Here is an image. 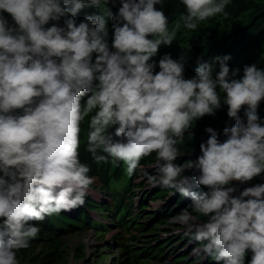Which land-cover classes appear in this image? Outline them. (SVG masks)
I'll return each instance as SVG.
<instances>
[{"label": "clouds", "instance_id": "9594fccd", "mask_svg": "<svg viewBox=\"0 0 264 264\" xmlns=\"http://www.w3.org/2000/svg\"><path fill=\"white\" fill-rule=\"evenodd\" d=\"M107 3L0 0V13L10 14L15 25L0 14V264H19L17 251L29 247L40 231L30 221L83 206L95 178L79 158L80 125L93 110L87 151L97 163L122 161L131 176L141 158L155 152L162 163L148 182L175 188L190 198L193 209L181 210L168 223L194 230L197 242L206 241L202 251L214 254L217 264H245L249 252L247 264H264V184L238 195H233L236 186H228L264 173V120L257 111L264 99V69L245 65L243 76L235 78L240 69H230V56L223 55L185 79V56L173 59L166 53L154 73L151 58L176 35L164 11L155 8L162 0H120L115 14L107 8L77 24L83 7ZM181 3L187 12L183 26L195 30L210 17L227 16L229 0ZM61 17L63 27H45ZM106 17L113 20L114 50ZM213 64L219 68L215 77ZM217 87L226 94L223 102L235 125L223 129V142L207 127L201 154L177 165L178 139L192 121L220 107ZM242 108L246 122L239 115ZM113 126L114 133L108 131ZM185 168L197 174L182 175ZM193 181L207 190L193 191ZM193 212L206 222L198 223Z\"/></svg>", "mask_w": 264, "mask_h": 264}, {"label": "rangeland", "instance_id": "374dc122", "mask_svg": "<svg viewBox=\"0 0 264 264\" xmlns=\"http://www.w3.org/2000/svg\"><path fill=\"white\" fill-rule=\"evenodd\" d=\"M241 114L246 117L243 110ZM234 121L222 125L231 127ZM206 128L190 132L201 133L208 139ZM217 133L222 142L226 138L223 129H218ZM202 142L206 140L195 141L192 146L196 143L200 146ZM199 146L191 152H186L187 146L177 147L181 155L174 163L186 166L195 160L201 154ZM87 147V143L79 146V158L90 167L88 175L95 178V183L89 186L83 206L61 212L69 216L66 221H61L58 215L47 217V227L56 223L48 230L35 221L40 231L29 241V247L17 251L19 264H217L213 255L207 259L203 246L199 247L202 242L193 241L194 230L189 232L183 225L168 223L181 210L187 208L192 212L193 209L189 197L180 207L176 206L179 205L176 195H181L176 189L163 195L169 192L166 189L173 188L162 186L158 180L153 181L155 186L148 182L149 176H158V165L162 163L155 152L141 158L139 166L129 176L122 161L117 164L110 159L108 163H97ZM196 174L192 168H185L182 173L188 177ZM255 184H264V173L243 184L232 181L228 186H236L233 195H238ZM196 186L193 185V191ZM159 191L164 197L157 196ZM193 215L198 216V223L207 220L195 212ZM193 249L198 251L194 253ZM190 253H194L192 258Z\"/></svg>", "mask_w": 264, "mask_h": 264}, {"label": "trees", "instance_id": "16d2710c", "mask_svg": "<svg viewBox=\"0 0 264 264\" xmlns=\"http://www.w3.org/2000/svg\"><path fill=\"white\" fill-rule=\"evenodd\" d=\"M119 7H121L120 0H108L106 5H102L101 8H97L91 5L83 7L76 14L77 24L83 21L87 15L106 13L109 9L113 14L118 12ZM108 8V9H107ZM155 8L158 10H163L165 15L168 17L169 21V31L175 30V39L170 46L161 45L159 47L158 53L151 58L150 62L155 61L156 67L154 73L158 72L159 60L164 54H170L173 59H179L182 55L185 56L184 63V78L190 79L196 74L197 67L202 63H213L216 56L229 55L230 59L226 62L230 69L239 68L240 71L237 77L243 76V67L245 65L256 64L258 68L264 69V0H229V3L225 7V12L227 16L223 13L217 14L213 17L206 19L198 24L195 30H189L183 26L182 17L187 15L185 6L181 3V0H162V3L156 4ZM7 18L10 25H14L12 17L7 12L0 13ZM64 17H61L59 21H49L48 25L45 27H50L52 24H58L59 26H64ZM107 28H108V43L111 49L113 32L112 28L113 20L106 17ZM149 39L152 37L149 36ZM114 50V49H111ZM95 53L93 54V59H95ZM218 64H213V77H215L216 71H218ZM217 91L221 98V105L218 109H215L214 115L206 114L198 120L191 122V128L186 130L184 136L178 139L176 147H188L186 152H191L199 146L198 143L193 147L192 144L195 141L207 140L203 138L201 133L190 132L191 129L198 131V128H204L205 126L213 124V129L216 131L219 129H224V123L228 124L232 119L228 117V105L223 102L225 98V93L219 90ZM89 94H86L81 98V103L84 104L88 98ZM245 107V106H243ZM243 108L241 109L239 115L246 122V117H242ZM258 115L264 120V99L258 106ZM95 110L89 113L83 121H81V131H80V145L87 143V136L89 131V121L91 115H94ZM234 120V119H233ZM225 124V125H226ZM115 126L110 128L108 131L114 133ZM201 135V138L199 137ZM227 138V137H226ZM223 138L222 142L226 139ZM150 159V157H147ZM204 189V190H202ZM200 192L206 191L204 186L197 185L194 191ZM162 191V190H160ZM160 191L157 196L164 197L160 195ZM166 191H171L166 189ZM168 192H165L166 195ZM177 196V204L182 203V195ZM61 221L69 220V216L66 214H58ZM48 218L46 217L43 221H39L43 229L48 230L54 228L56 223H52L49 227ZM35 221L31 224L34 225ZM30 223V222H29ZM43 230V232H44ZM49 232V231H48ZM193 238V236L191 237ZM206 241L202 242L200 246ZM214 257V254H213ZM251 258V252L245 256V264Z\"/></svg>", "mask_w": 264, "mask_h": 264}, {"label": "bare ground", "instance_id": "6f19581e", "mask_svg": "<svg viewBox=\"0 0 264 264\" xmlns=\"http://www.w3.org/2000/svg\"><path fill=\"white\" fill-rule=\"evenodd\" d=\"M189 177H192V176L189 175ZM194 183H195V182L193 181V184H194Z\"/></svg>", "mask_w": 264, "mask_h": 264}]
</instances>
